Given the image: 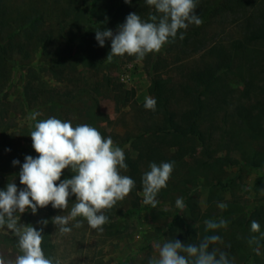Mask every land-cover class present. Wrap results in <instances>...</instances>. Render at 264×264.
<instances>
[{
    "label": "rangeland",
    "instance_id": "1",
    "mask_svg": "<svg viewBox=\"0 0 264 264\" xmlns=\"http://www.w3.org/2000/svg\"><path fill=\"white\" fill-rule=\"evenodd\" d=\"M2 1L6 2L9 8L24 14H29L34 8L44 9L45 13L49 14L45 19L47 25L54 26L59 23V14L64 7L63 0ZM103 1L105 3L108 0ZM78 20L82 24L85 17ZM118 26L110 28L114 34ZM189 36L193 44L186 45L183 40H174L166 44L159 53L148 54L141 62L125 54L110 62L105 60L96 71L83 67L80 63L69 67L59 65L56 74H66L70 79L68 86L64 81L60 82L54 78L56 74L51 72L52 63L41 57L39 52L35 53L30 60L33 71L17 68L0 99V176L10 182L20 183L18 173L25 156L29 155L30 151L33 152V157L37 154L32 148L30 133L39 120L55 116L61 120L85 123L92 119L94 125L102 128L107 135L119 136L135 135L147 123L157 122L159 117L156 110L151 111L144 107L145 98L150 96L148 92L153 76L167 79L177 92V106L187 107L196 96L187 75L190 70L201 68L208 58L207 55H202L204 51H194L204 47L208 50L214 45L222 48L232 40L243 39L242 31L234 22L233 16L212 19L200 29L192 28ZM17 62L18 60L16 64ZM28 79L33 83H43L45 92H48L47 89H57L63 93L65 89L70 88L73 92L77 89H84L86 92L81 95L80 101L72 104L69 111L61 109L53 112L47 105L25 101L23 86ZM224 80L235 90H240L243 86L240 80L232 75ZM119 85L122 92L133 91L129 103H121L114 98L112 90ZM33 113L40 114L36 120L30 119ZM230 126L232 124L228 123L223 128ZM223 133L222 135L219 131L215 134L211 149L218 158L228 155L239 160L237 167L226 166L216 159L206 161L199 150H193L194 152L182 162L174 165L167 188L158 194L160 203L155 209L143 204L142 191L129 195L118 202L114 209L109 210L112 219L103 226V232L90 228L86 220H83V226L80 228L74 227L76 220L70 221L68 226L72 231L69 234H61L58 231L57 226L52 223V218L68 214L72 203L75 202V196H72L69 209H56L50 219L55 259H59L61 264H148L149 259L157 255L153 247L154 242L163 243L169 240L171 231L175 230V226L169 228V224L173 222L172 213L178 209L175 202L180 197L184 199L186 206L193 207L194 212L200 215L220 214L223 210L218 207L219 203L233 205L235 210H241L239 216L243 213L246 218L259 222L261 232H264V167H249L244 164V161L253 157L264 158V140H253L242 134L229 139L227 134ZM119 142L114 141L117 146ZM121 148L124 151L129 150L133 157L136 156L128 144ZM8 149L10 151H7ZM171 152L172 150L167 151L166 154ZM13 160H19L20 164L14 166ZM202 162L206 165L200 166ZM145 164L143 169L150 170V164L147 161ZM122 174L127 175L125 171H122ZM189 176H196L198 179L189 183L186 195L172 190L171 186H182L183 178L189 179ZM107 212L108 210H105V215ZM44 214L46 211L42 210L40 215ZM200 215L193 219L186 213L188 222L192 224L201 218ZM33 218L29 209L20 215V223L31 225L36 222ZM77 220L82 218L78 217ZM250 226L251 223L248 222L245 227L246 236L259 238L260 233L251 232ZM0 233L17 240L10 231L0 230ZM216 246L222 251L226 248L224 244ZM256 247L249 242L245 244V250L251 255L247 264H264V239L260 240L259 254L254 251ZM17 251V246L0 242V254L6 259H14Z\"/></svg>",
    "mask_w": 264,
    "mask_h": 264
},
{
    "label": "trees",
    "instance_id": "2",
    "mask_svg": "<svg viewBox=\"0 0 264 264\" xmlns=\"http://www.w3.org/2000/svg\"><path fill=\"white\" fill-rule=\"evenodd\" d=\"M63 3L59 23L54 26L47 25L45 19L49 14H46L44 9L34 8L29 14H24L9 8L6 2L0 0V99L17 68L33 71L30 60L35 53L39 52L41 57L52 63L51 72L55 74L59 65L69 67L76 63L96 71L107 60V55L111 51L109 39L105 40L103 47L99 46L95 39L96 30L104 31L121 25L130 13H136L144 20H148L151 14H156L144 0H131L130 4L124 0H108L105 3L103 0H63ZM196 14L202 19V25L191 24L186 30H180L184 34L183 42L186 45L193 44L189 36L192 28L200 29L210 20L226 16L234 17V22L242 31L243 39L232 40L222 48L214 45L208 50L204 47L194 51H204L202 55H207L208 58L201 68L192 69L187 75V80L193 85L196 95L187 107L177 106V92L167 79L153 76L148 93L157 101L156 113L159 117L157 122L147 123L139 133L126 136L107 135L102 128L94 125V120L89 119L85 122L97 128L105 138L111 137L113 141H120L119 147L128 144L130 150L136 153L133 157L129 150L124 151L125 162L128 165L125 172L136 182V187L130 195L142 191L141 177L148 171L143 169L146 161L149 164L173 162L176 165L199 150L206 161L216 159L226 166L237 167L239 160L228 155L218 158L212 151L213 137L219 131L222 135L225 132L229 139L242 134L253 140H264V0H198ZM81 17H85L82 24L78 22ZM180 32L175 40H181ZM119 57L122 56H114L113 59ZM16 60L19 63L16 64ZM61 75L63 76L62 73ZM61 75L56 74L54 78L60 82L64 81L68 86L70 79L66 74L63 77ZM229 75L240 80L243 85L240 90H235L225 82L224 79ZM31 79L33 80L32 77ZM35 83L29 79L25 82L23 86L25 101L47 105L53 112L61 109L69 111L72 104L80 101L81 95H85L86 92L84 89L73 92L71 88L65 89L63 93L57 89H47L48 92H45L43 83L39 81ZM120 88L119 85L112 90L114 98L118 102L129 103L133 91L122 92ZM71 123L73 126L84 124L77 121ZM228 123L232 126L224 129ZM170 150L172 152L166 154ZM29 155L33 156V152L30 151ZM36 156L37 154H34V157ZM244 162L249 167H264L263 156L253 157ZM203 165L206 163L202 162L200 166ZM72 175L71 170L66 169L61 179H69ZM183 179L182 186L175 184L171 187L173 191L186 195L189 183L195 182L198 178L192 176ZM9 182L10 180L0 176V190L6 189ZM217 183L219 184V181ZM16 185L18 188L24 187L20 183ZM42 210L46 211L43 216L40 215ZM239 210V208L235 210L233 205H228L220 214L200 215L198 212L195 213L191 206H186L183 210L176 209L172 213L173 222L169 224V228L175 226V230L171 231L169 240L178 239L182 243L198 244L204 236L216 234L222 238L226 246L223 251L228 252L230 259L233 257L236 259L235 264H247L251 255L245 250V244L249 242L251 236H246L245 227L253 220L246 218L243 213L239 216L241 212ZM55 212L56 209L51 205L38 208L37 213L33 214L36 222L31 224L37 230L43 228L42 247L45 255L53 259L55 254L50 219ZM187 212L193 219L199 215L201 218L194 224L189 223ZM106 215L111 221L112 213L108 210ZM208 219L216 221L224 219L228 226L225 231L219 229L215 233L206 232L204 221ZM43 220L48 221L46 226L41 223ZM0 242L17 246V240L1 233ZM229 244L230 248L227 247Z\"/></svg>",
    "mask_w": 264,
    "mask_h": 264
},
{
    "label": "clouds",
    "instance_id": "3",
    "mask_svg": "<svg viewBox=\"0 0 264 264\" xmlns=\"http://www.w3.org/2000/svg\"><path fill=\"white\" fill-rule=\"evenodd\" d=\"M124 2L130 4L131 0ZM144 2L156 13L151 14L148 20L130 13L115 34L111 29L96 30L95 39L100 47L105 45L106 39L111 41V51L106 58L109 62L114 56L125 54L141 62L148 54L159 53L166 44L174 41L181 29L203 23L196 14L198 0ZM179 39H184L182 32ZM156 104L155 98H145L144 107L147 110L155 111ZM39 115L33 113L30 119L36 120ZM30 137L37 156H25L20 166L19 181L24 187L18 188L15 182H9L6 189L0 190V230L13 233L18 248L14 259H6L0 254V264H61L59 259L45 255L42 247L43 228L37 230L32 225L21 224L20 215L29 209L36 214L38 208L49 205L53 209L68 210L69 200L75 196V202L67 215L52 218L58 231L69 234L72 231L68 226L70 221L76 220L74 227L80 228L83 220H86L90 228L103 232V226L109 222L105 210L112 209L128 197L136 187V182L122 174V170L128 169L124 150L115 145L111 137L105 138L89 124L73 126L71 121L52 116L36 122ZM12 164L19 165L20 161L13 160ZM66 169H70L73 175L69 179H61ZM149 169L141 177L142 202L155 209L160 203L158 194L168 186L174 163L152 162ZM175 203L180 210L186 207L182 197L177 198ZM218 207L224 210L227 205L219 203ZM78 217L82 220H77ZM41 223L46 226L48 221L43 220ZM204 224L205 231L212 233L228 226L224 219H208ZM250 227L251 232L260 233L259 238L252 236L249 239V244H255L257 247L254 251L259 254L264 232H261V225L255 220L251 221ZM223 243L216 234L204 236L198 244H186L178 239L154 242L157 255L151 257L148 264H235V258L230 259L228 252L211 247Z\"/></svg>",
    "mask_w": 264,
    "mask_h": 264
}]
</instances>
